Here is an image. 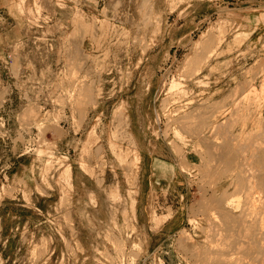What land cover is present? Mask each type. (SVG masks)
<instances>
[{"label": "rangeland", "instance_id": "rangeland-1", "mask_svg": "<svg viewBox=\"0 0 264 264\" xmlns=\"http://www.w3.org/2000/svg\"><path fill=\"white\" fill-rule=\"evenodd\" d=\"M263 86L264 0H16L0 264H194L215 202L240 200L228 145L264 146Z\"/></svg>", "mask_w": 264, "mask_h": 264}, {"label": "bare ground", "instance_id": "bare-ground-1", "mask_svg": "<svg viewBox=\"0 0 264 264\" xmlns=\"http://www.w3.org/2000/svg\"><path fill=\"white\" fill-rule=\"evenodd\" d=\"M80 17H82V16H80ZM77 26H79V24ZM82 27L85 30L86 26L84 27L81 24L80 28H82ZM219 42H220V40H219ZM176 86H173V88ZM248 93L249 92H247L246 95H248ZM261 93L263 94V92H261ZM249 94L251 95V91ZM250 95H249V97H250ZM255 95H256V93H255ZM249 97H248L249 100H247V101H250V103L257 102L258 100H260L258 97L257 98L255 97L253 99H250ZM241 98H240V100H242L244 97L242 99ZM244 99L246 100V96ZM234 101H235V99H234ZM239 101H238V104L240 103ZM249 106H251V105H249ZM238 108H235V110H237ZM164 109H166V108H164ZM248 109H250V108H248ZM239 110H240V108H239ZM238 112L239 111H237V115H240V117H243V116H241V113L239 114ZM237 115H236V117H237ZM215 117L216 116H214V118ZM252 119H254V118H252ZM189 120H190V118H189ZM237 120H238V118H237ZM244 120L246 121L247 119H245V117H244ZM232 124H234V123H232ZM255 124H256V122H255ZM233 126H235V125H233ZM258 127H260V126H258ZM251 129H252V127H251ZM198 130H199V128H198ZM259 130H261V129H259ZM259 130H258L259 135L257 133L258 136H260V133H261V132H259ZM244 131H245V127L243 128L242 132H244ZM261 131H263V130H261ZM248 132H245V133H248ZM261 135L263 136L264 134H261ZM248 137L250 138V136H248ZM131 138H133V137L131 136ZM229 138H231V137H229ZM242 138H243V136H242ZM259 139H260V137H259ZM261 139H263V138H261ZM240 140L242 141V139H240ZM246 141L249 142V140H246ZM260 141H262V140H260ZM255 143L251 147H247L248 149L245 151H242L243 146L241 147L242 150L241 149L239 150V148H240L239 144H237L239 146L238 149L236 148L237 147L236 145L235 146H229L228 145V151L229 152L227 153V155H225L226 160H225V162H223V164L225 163L227 165L226 166L227 167V173H228L227 176L229 178H231L232 182L234 183L235 186H233V187H234V189L236 187V192H237V194L240 195V200H237V201L236 200H229L228 198L226 200L225 199L223 200L222 199L223 197H222V198L218 199L217 202H215L216 206L213 204L216 208L213 209V212L211 213V215L206 213L207 216H209V218H207V217L206 218L209 219V221L213 224L212 227L215 230L212 231L210 229L211 230V232H210L211 236L207 234L208 237L210 236V238H211V239L209 238L210 241L208 240L209 243H207L208 248L203 250V251L202 250L198 251L199 253L195 252L197 255L196 256L194 255V257H192L194 264H264V146L258 145L261 142H259L258 144H255ZM245 144H246V142H245ZM246 146H248V145H246ZM218 158H219V156H218ZM184 160H185V158H184ZM184 160H182V161H184ZM218 161H219V159H218ZM206 162L208 163V161H206ZM219 162L221 163L222 161H219ZM206 172H208V171H206ZM68 173H69V169H68ZM207 178H209V177H207ZM210 180H211V178H210ZM231 195H233V194H231ZM208 198H207V200H208ZM238 199H239V197H238ZM209 205H210V203H209ZM211 211L212 210H210V212ZM210 212H208V213H210ZM208 226H209V224H208ZM208 231H207V233H209ZM189 253H191V252H189Z\"/></svg>", "mask_w": 264, "mask_h": 264}, {"label": "crops", "instance_id": "crops-1", "mask_svg": "<svg viewBox=\"0 0 264 264\" xmlns=\"http://www.w3.org/2000/svg\"><path fill=\"white\" fill-rule=\"evenodd\" d=\"M16 0H0V11H4L11 14V11L15 7Z\"/></svg>", "mask_w": 264, "mask_h": 264}]
</instances>
